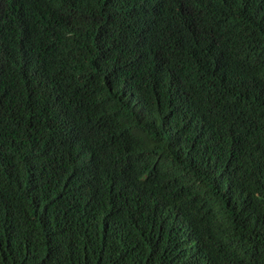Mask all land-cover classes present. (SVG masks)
I'll list each match as a JSON object with an SVG mask.
<instances>
[{"label":"trees","instance_id":"trees-1","mask_svg":"<svg viewBox=\"0 0 264 264\" xmlns=\"http://www.w3.org/2000/svg\"><path fill=\"white\" fill-rule=\"evenodd\" d=\"M0 264H264V0H0Z\"/></svg>","mask_w":264,"mask_h":264}]
</instances>
